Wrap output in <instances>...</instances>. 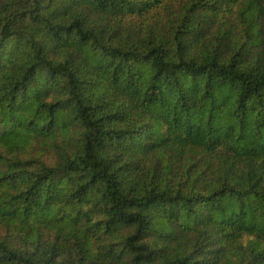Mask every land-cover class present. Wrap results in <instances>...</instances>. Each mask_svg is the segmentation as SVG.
<instances>
[{
    "label": "trees",
    "instance_id": "trees-1",
    "mask_svg": "<svg viewBox=\"0 0 264 264\" xmlns=\"http://www.w3.org/2000/svg\"><path fill=\"white\" fill-rule=\"evenodd\" d=\"M0 264H264V0H0Z\"/></svg>",
    "mask_w": 264,
    "mask_h": 264
}]
</instances>
